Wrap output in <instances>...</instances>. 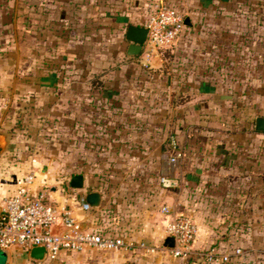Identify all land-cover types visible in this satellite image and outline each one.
Segmentation results:
<instances>
[{
  "label": "crops",
  "instance_id": "0c3cea01",
  "mask_svg": "<svg viewBox=\"0 0 264 264\" xmlns=\"http://www.w3.org/2000/svg\"><path fill=\"white\" fill-rule=\"evenodd\" d=\"M260 1L0 0V94L5 100L0 106L4 122L0 141L8 143L4 152H19L20 141L39 137L41 126L56 110L73 109L78 126L96 125L93 93L99 87L91 82L115 61L150 69L162 66L165 58L160 49L150 56L142 52L131 56L126 39L128 26H143L159 3L177 7L188 18L179 46L194 41L192 35L200 28L209 43L218 32L224 59L223 80H211L203 69L202 85L191 87L201 94L202 102L194 104L198 111L180 138L184 157L173 170L179 186H152L125 199L104 191L85 175L84 187L74 188L71 180L80 173L55 180L46 171H19L2 163L1 171L12 178L34 171L32 191L48 190L53 201L74 208L85 227L106 226L146 243L165 245L169 216L163 207H168L171 214L194 218L197 249L233 254L241 248L243 253L233 254L230 262L243 260L246 252L260 264L259 256H264V131L256 127L257 118L264 117V1ZM231 29L235 34H230ZM223 44L234 48L223 52ZM94 191L101 194L100 206L87 212L81 204ZM7 192L0 183V198ZM110 252L115 264H128L131 258L145 264V251Z\"/></svg>",
  "mask_w": 264,
  "mask_h": 264
},
{
  "label": "rangeland",
  "instance_id": "374dc122",
  "mask_svg": "<svg viewBox=\"0 0 264 264\" xmlns=\"http://www.w3.org/2000/svg\"><path fill=\"white\" fill-rule=\"evenodd\" d=\"M203 32L200 28L192 35L195 40L188 44L179 46L177 42L170 48L160 49L165 58L160 67L150 69L140 63L123 64L124 60L109 65L103 76L91 82L94 87H99V91L93 93V101H97L93 106L97 107L93 110L98 118L96 125L78 126L73 109L56 110L41 126L39 137L33 141H20L21 152L6 150L1 154L2 166L8 169L15 166L19 171H46L55 180L80 173L99 182L104 191L125 199L152 186L169 189L161 180L176 178L173 170L182 161L176 165L170 162L176 153L173 142L175 140L177 149L183 151L180 138L198 111L194 110V104L202 102L201 94L192 92L191 87L202 85L203 69L211 74V80L224 78L220 71L224 59L219 54L218 32L210 43L203 39ZM229 32L235 34L232 29ZM120 39L116 34V42ZM224 48L228 53L234 47L223 44V52ZM188 67L194 69L189 76ZM108 96L113 100H108ZM63 114L71 117L64 118ZM28 162L31 167L27 166ZM147 245L159 249L144 254L145 264H189L186 259L162 250L164 247L160 242L149 241ZM111 253L93 249L45 264H115L116 258ZM259 258L260 264H264V256ZM132 259L128 264L138 263ZM242 259L227 264L259 263L250 259L246 252ZM6 260L0 255V264ZM9 264L32 263L15 253Z\"/></svg>",
  "mask_w": 264,
  "mask_h": 264
},
{
  "label": "built area",
  "instance_id": "2783aa9c",
  "mask_svg": "<svg viewBox=\"0 0 264 264\" xmlns=\"http://www.w3.org/2000/svg\"><path fill=\"white\" fill-rule=\"evenodd\" d=\"M148 29V37L142 53L150 56L156 50L170 48L177 43L186 29V16L177 7L168 3H159L152 10L143 25ZM5 104L0 94V106ZM3 119L0 117V133L3 130ZM170 158L173 165L179 163L184 153L177 149ZM1 158V154H0ZM0 161V165H1ZM0 183L7 186L8 192L0 198V251L10 253L8 263L16 255L32 264H45L59 260L64 255L82 254L89 250L104 251L127 250L155 252L158 246H148L143 240L136 239L132 234L113 232L107 227L88 228L76 215L74 208L52 200L48 190L32 191L36 173L34 171L20 177L12 178L1 171ZM166 187L179 186L178 178H162ZM83 210H95L89 202L81 204ZM169 216L164 234L173 237L175 245L162 250L171 253L176 258H184L189 264H226L232 260V255L243 253L236 248L231 253L221 252L215 248L199 250L195 246L198 225L190 215L171 214L168 207L163 208ZM45 247L43 260L30 257V251Z\"/></svg>",
  "mask_w": 264,
  "mask_h": 264
},
{
  "label": "water",
  "instance_id": "95a60500",
  "mask_svg": "<svg viewBox=\"0 0 264 264\" xmlns=\"http://www.w3.org/2000/svg\"><path fill=\"white\" fill-rule=\"evenodd\" d=\"M188 23V18L186 19V24ZM148 37V29L143 26H138L131 24L128 26L126 31V39L129 42L128 54L131 56H136L141 54L144 44L146 43ZM256 127L258 130L264 131V117H258L256 120ZM1 135V134H0ZM8 143L6 141H0V154L4 152ZM71 184L74 188H83L84 187V175L77 174L73 176ZM88 202L93 207L100 206L101 194L97 191L91 192L87 196ZM175 245V240L173 237H167L165 239V246L173 247ZM0 255H3L7 258L4 264L8 263L10 258V253L7 251H0ZM30 257L36 260H43L45 257V247L39 246L35 247L30 251Z\"/></svg>",
  "mask_w": 264,
  "mask_h": 264
},
{
  "label": "trees",
  "instance_id": "16d2710c",
  "mask_svg": "<svg viewBox=\"0 0 264 264\" xmlns=\"http://www.w3.org/2000/svg\"><path fill=\"white\" fill-rule=\"evenodd\" d=\"M101 84V83H100Z\"/></svg>",
  "mask_w": 264,
  "mask_h": 264
}]
</instances>
